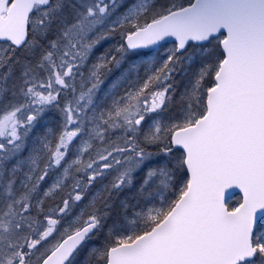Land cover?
<instances>
[{
  "label": "snow or ice",
  "instance_id": "6c2138e0",
  "mask_svg": "<svg viewBox=\"0 0 264 264\" xmlns=\"http://www.w3.org/2000/svg\"><path fill=\"white\" fill-rule=\"evenodd\" d=\"M0 264H264V0H0Z\"/></svg>",
  "mask_w": 264,
  "mask_h": 264
}]
</instances>
